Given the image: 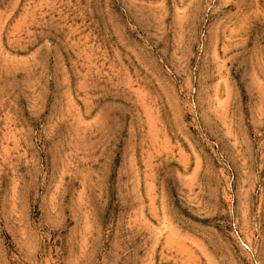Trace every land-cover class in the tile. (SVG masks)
I'll return each mask as SVG.
<instances>
[{
    "label": "rangeland",
    "instance_id": "obj_1",
    "mask_svg": "<svg viewBox=\"0 0 264 264\" xmlns=\"http://www.w3.org/2000/svg\"><path fill=\"white\" fill-rule=\"evenodd\" d=\"M0 264H264V0H0Z\"/></svg>",
    "mask_w": 264,
    "mask_h": 264
}]
</instances>
